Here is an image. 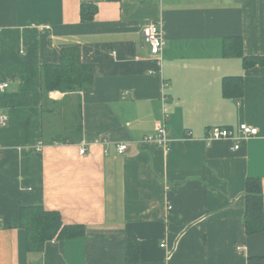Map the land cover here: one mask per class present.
I'll return each instance as SVG.
<instances>
[{"label":"crops","instance_id":"1","mask_svg":"<svg viewBox=\"0 0 264 264\" xmlns=\"http://www.w3.org/2000/svg\"><path fill=\"white\" fill-rule=\"evenodd\" d=\"M82 4L96 7L92 21ZM150 23L161 57L142 35ZM238 46L264 58V0H0V264H264V232L244 227L248 178L264 212V67L224 55ZM70 47L93 82L44 92L42 67ZM232 77L237 99L223 92ZM163 117L168 149L143 139ZM239 124L257 129L239 150L205 141ZM22 207L84 236L28 253Z\"/></svg>","mask_w":264,"mask_h":264},{"label":"trees","instance_id":"2","mask_svg":"<svg viewBox=\"0 0 264 264\" xmlns=\"http://www.w3.org/2000/svg\"><path fill=\"white\" fill-rule=\"evenodd\" d=\"M96 7L82 4L80 17L82 22L92 21ZM241 45V42H238ZM238 51L227 47L224 49L226 57L238 56L243 61V67H264V58L243 57L240 47ZM42 86L44 92L59 91L62 93L77 92L91 85L94 79L93 68L81 62L80 52L77 48L70 47L61 50L57 64L45 65L41 69ZM223 92L228 98H239L242 95L241 82L238 78H225ZM245 215L244 227L248 236L264 232L263 196L261 184L258 179L248 178L245 184ZM20 227L25 232L26 250L28 253L41 252L44 244L53 239L73 240L83 238L84 226L64 225L57 212L45 211L42 207H22L19 212ZM135 243L127 242L129 248ZM130 255L127 250V261H136L137 250L133 249Z\"/></svg>","mask_w":264,"mask_h":264},{"label":"built area","instance_id":"3","mask_svg":"<svg viewBox=\"0 0 264 264\" xmlns=\"http://www.w3.org/2000/svg\"><path fill=\"white\" fill-rule=\"evenodd\" d=\"M142 35L146 44L149 45L150 51L153 55L161 57L162 50L164 47V38L162 31L154 23L146 25L142 30ZM8 88V84L5 82H0V92H4ZM164 119L157 125L154 135L145 136L143 139L146 142H154L165 149L169 148L170 139L167 134ZM7 123V117L0 113V126H5ZM257 135V129L246 124H239L234 130L232 128L225 127H212L210 128L205 137V141L210 143L216 140H226L231 142L233 150H239L242 143L251 137ZM106 143V142H104ZM128 147L126 144L115 145V153L117 155H122L127 151ZM86 152V147L83 145L80 147L79 154L84 155Z\"/></svg>","mask_w":264,"mask_h":264}]
</instances>
